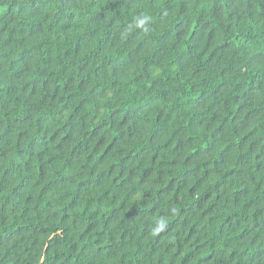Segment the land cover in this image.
<instances>
[{"label": "trees", "instance_id": "obj_1", "mask_svg": "<svg viewBox=\"0 0 264 264\" xmlns=\"http://www.w3.org/2000/svg\"><path fill=\"white\" fill-rule=\"evenodd\" d=\"M0 264H264V0H0Z\"/></svg>", "mask_w": 264, "mask_h": 264}]
</instances>
